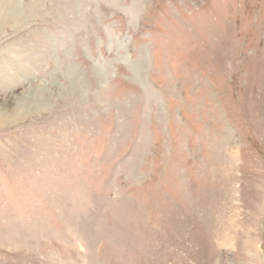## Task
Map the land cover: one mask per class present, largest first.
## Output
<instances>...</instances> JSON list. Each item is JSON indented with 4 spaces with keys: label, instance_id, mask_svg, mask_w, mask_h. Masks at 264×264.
Wrapping results in <instances>:
<instances>
[{
    "label": "rangeland",
    "instance_id": "374dc122",
    "mask_svg": "<svg viewBox=\"0 0 264 264\" xmlns=\"http://www.w3.org/2000/svg\"><path fill=\"white\" fill-rule=\"evenodd\" d=\"M0 264H264V0H0Z\"/></svg>",
    "mask_w": 264,
    "mask_h": 264
}]
</instances>
